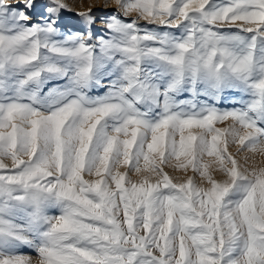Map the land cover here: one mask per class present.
<instances>
[{"label": "snow or ice", "instance_id": "snow-or-ice-1", "mask_svg": "<svg viewBox=\"0 0 264 264\" xmlns=\"http://www.w3.org/2000/svg\"><path fill=\"white\" fill-rule=\"evenodd\" d=\"M112 5L0 0V264H264V0Z\"/></svg>", "mask_w": 264, "mask_h": 264}, {"label": "rangeland", "instance_id": "rangeland-1", "mask_svg": "<svg viewBox=\"0 0 264 264\" xmlns=\"http://www.w3.org/2000/svg\"><path fill=\"white\" fill-rule=\"evenodd\" d=\"M67 2L72 7L71 12H67L64 14L65 20L68 21L75 28H80L82 25L80 24L79 17L75 16V12L86 10L88 6L93 7V14L99 19L102 16L111 14L115 11V6L112 5L107 9L100 7V0H67ZM226 106V105H223ZM34 255V254H33Z\"/></svg>", "mask_w": 264, "mask_h": 264}]
</instances>
